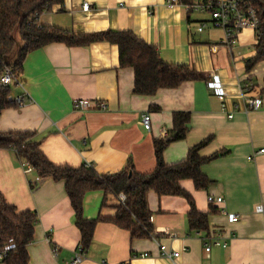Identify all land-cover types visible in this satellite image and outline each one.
<instances>
[{
  "label": "crops",
  "instance_id": "crops-1",
  "mask_svg": "<svg viewBox=\"0 0 264 264\" xmlns=\"http://www.w3.org/2000/svg\"><path fill=\"white\" fill-rule=\"evenodd\" d=\"M166 2L65 0L43 13L38 23L75 33L131 31L155 46L164 62L189 66L206 80L161 89L151 97L138 96L133 92L134 71L120 67L116 45L51 44L24 61L18 77L22 86H13L11 96L27 94L30 102L5 110L0 132L35 133L44 154L56 165L91 164L104 175L123 170L131 160L137 172L147 174L156 167L154 140L168 135L174 113L189 112L186 139L170 144L164 161L168 165L183 162L192 147L209 137L212 141L200 152L203 157L227 152L203 167V173L216 183L209 190L198 191L189 180L180 183L193 197L198 212L209 214L208 231L190 230V206L184 198L160 197L150 191L152 236L132 239L129 232L100 223L83 264H264V153L256 155L264 150V61L246 71V61L256 54L255 32L245 30L238 43L228 47L224 32L211 26L207 13L182 5L170 9ZM85 3L90 4L88 11L83 9ZM201 25L205 26L200 32ZM219 82L228 94V111L233 104L239 105L232 120L221 110L215 90ZM246 83L253 84V95L262 99L259 109L249 113L243 111L241 99ZM80 100L96 105L75 110L74 102ZM101 103L106 104L105 110L100 109ZM145 114L151 116L150 132L141 123ZM0 193L19 212L38 215L35 240L28 247L29 264H68L81 234L65 183L26 172L15 153L0 149ZM208 196L224 202L210 205ZM103 201L102 191L86 194L84 218H113L115 209L102 207ZM208 236L227 247L212 246L207 252ZM160 245L179 257H161ZM146 253L149 257H142Z\"/></svg>",
  "mask_w": 264,
  "mask_h": 264
},
{
  "label": "trees",
  "instance_id": "trees-1",
  "mask_svg": "<svg viewBox=\"0 0 264 264\" xmlns=\"http://www.w3.org/2000/svg\"><path fill=\"white\" fill-rule=\"evenodd\" d=\"M65 0H0V76L6 68H12L17 77L22 73L27 56L51 44L68 47H88L94 43L107 42L119 49L121 68L134 71L133 92L138 96L151 97L161 89H176L188 81L206 80L204 75L186 65L164 62L158 49L135 36L131 31H100L75 33L54 26L38 23L39 17ZM183 5H192L194 0H180ZM259 12L260 39L256 54L246 61V71L250 72L264 61V0H252ZM264 94V86L261 90ZM11 86L0 85V116L15 106L10 99ZM159 110V108H156ZM191 123L189 112H176L172 116V129L162 139L154 140L156 167L147 174L136 171L130 160L127 166L116 173L99 174L93 167L82 165H56L42 150V142L33 132H0V149L16 154L21 163H29L41 179L51 178L54 182H64L67 197L75 216V224L80 231V244L87 251L100 223H110L130 233L132 239L150 238L153 234L152 214L148 208L147 194L154 191L158 196L184 198L189 206L188 223L190 230L206 232L209 229V214L198 212L193 197L180 185L182 181H192L198 191H207L216 183L204 173L203 167L221 158L227 152H219L203 157L200 152L211 141L209 137L192 147L186 159L175 165L164 161V151L175 142L186 139ZM95 191L104 193L102 207L115 209L113 218L99 216L95 220L84 218V198ZM127 199L123 204L119 196ZM39 221L35 211L19 212L9 205L0 193V251H7L0 264H29L28 247L35 240V226Z\"/></svg>",
  "mask_w": 264,
  "mask_h": 264
},
{
  "label": "built area",
  "instance_id": "built-area-1",
  "mask_svg": "<svg viewBox=\"0 0 264 264\" xmlns=\"http://www.w3.org/2000/svg\"><path fill=\"white\" fill-rule=\"evenodd\" d=\"M166 3L170 9H174L177 6L182 5L189 11L194 10L207 13L210 17L211 26L224 32V42L228 47H234L238 43L239 36L247 29L253 30L255 32L257 41L260 39L259 12L258 9L254 7L252 0H197L192 5H183L181 4L180 0H167ZM83 9L88 11L90 9V4L85 3ZM204 26L205 25H201L198 30L200 32L203 31ZM0 85L13 87L15 85L22 86V83L19 82V78L15 75L12 68H6V71L0 77ZM215 90L216 95L221 102L222 112L227 114V118L229 120H232L235 116V111L239 109V105L237 103L233 104L231 106V111H228L229 105L227 101L228 94L226 89L219 82L216 85ZM254 91V86L251 83H246L241 87V99L245 104V109H243L245 113L259 109L260 105L262 104V99L259 97V95H253ZM10 99L17 107H22L30 102V98L27 96V94H24L19 98H13L10 96ZM92 105H96V103L93 101L80 100L74 102V109L82 111L90 108ZM99 107L101 110H105L107 108L105 103H101ZM141 123L146 131H151L152 121L150 114H145L142 117ZM262 153H264V150H260L256 153V155ZM252 159L253 157L249 158V160ZM21 165L26 172L33 171L29 163H21ZM88 167H92V165L88 164ZM126 199L127 197L124 194L119 196V200L123 204L125 203ZM223 202V198H214L212 196H208V203L210 205L222 204ZM257 211L260 213L263 212L262 207H258ZM237 220L238 216H234L233 221ZM150 221L152 222V218ZM212 246L226 248L227 244L222 243L218 238L213 236L206 237V251L210 252ZM6 253V250L0 251V262L3 261ZM53 253L55 256L58 255L56 249L53 250ZM160 255L163 258L176 259L180 254L171 253L165 246L160 245ZM142 257H149V254L146 253ZM85 261L86 251L84 246L80 244L68 264H83ZM103 264L108 263L104 262Z\"/></svg>",
  "mask_w": 264,
  "mask_h": 264
}]
</instances>
